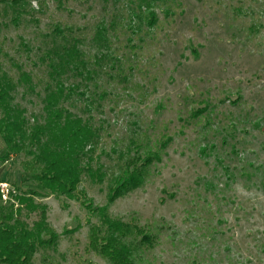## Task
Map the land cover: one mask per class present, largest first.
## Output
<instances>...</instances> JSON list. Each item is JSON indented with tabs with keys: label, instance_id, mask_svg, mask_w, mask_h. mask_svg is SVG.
I'll use <instances>...</instances> for the list:
<instances>
[{
	"label": "rangeland",
	"instance_id": "374dc122",
	"mask_svg": "<svg viewBox=\"0 0 264 264\" xmlns=\"http://www.w3.org/2000/svg\"><path fill=\"white\" fill-rule=\"evenodd\" d=\"M25 5L15 24L0 0V72L16 81L20 66L33 86L18 85L14 103L30 124L41 118V58L59 25L99 60L91 80H65L77 86L64 105L95 128L91 165L105 174L82 175L75 198L34 197L50 235L30 264H264V0ZM4 152L0 136L2 206L11 190H40L23 168L30 157ZM133 157L150 158L142 184L109 201ZM37 219L22 210L29 226Z\"/></svg>",
	"mask_w": 264,
	"mask_h": 264
},
{
	"label": "trees",
	"instance_id": "16d2710c",
	"mask_svg": "<svg viewBox=\"0 0 264 264\" xmlns=\"http://www.w3.org/2000/svg\"><path fill=\"white\" fill-rule=\"evenodd\" d=\"M1 2L15 13L11 20L15 24L21 14L27 13L24 8L27 0ZM51 35L52 44L45 48V56L41 58L50 80L44 88L41 120L35 117L30 124L25 109L14 103L13 93L18 85L24 83L33 89L29 75L21 71L20 66L16 81L0 72V136L4 143V158L19 153L30 157L23 162V168L40 188L39 191L13 190L12 203L0 205V264H30L34 247L46 245L47 241L42 239L50 235L46 206L35 203L34 197L56 195L75 198L82 175H88L97 183H101L105 177L101 168L94 171L91 165V155L98 139L95 128L87 119L73 114L64 105L77 86H67L65 80L70 76L79 77L81 81L91 80L96 73L91 67L99 60L96 56L93 63L83 59L77 48V40L59 25L53 28ZM99 37L101 35L98 34L97 39ZM84 87L87 91V84ZM86 93L82 92L81 96ZM149 164V157L142 162L135 160V157L128 159L119 176L113 178L109 201L139 187ZM23 209L27 213H38V219L31 226L21 220ZM103 220L108 223L107 216H103ZM112 226L122 233L131 231L130 226L119 221L109 222L108 227ZM55 242L56 237L51 236L49 244Z\"/></svg>",
	"mask_w": 264,
	"mask_h": 264
},
{
	"label": "built area",
	"instance_id": "2783aa9c",
	"mask_svg": "<svg viewBox=\"0 0 264 264\" xmlns=\"http://www.w3.org/2000/svg\"><path fill=\"white\" fill-rule=\"evenodd\" d=\"M0 187H1V189H0L1 195L4 196V189L2 188L3 186H0ZM11 192L14 193L13 190H11Z\"/></svg>",
	"mask_w": 264,
	"mask_h": 264
}]
</instances>
